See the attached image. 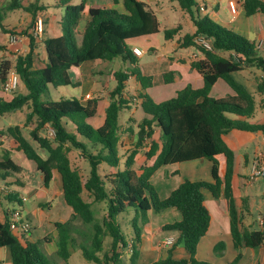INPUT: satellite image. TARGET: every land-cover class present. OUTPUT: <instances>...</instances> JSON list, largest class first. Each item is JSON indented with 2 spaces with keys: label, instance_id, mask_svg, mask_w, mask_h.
Listing matches in <instances>:
<instances>
[{
  "label": "trees",
  "instance_id": "16d2710c",
  "mask_svg": "<svg viewBox=\"0 0 264 264\" xmlns=\"http://www.w3.org/2000/svg\"><path fill=\"white\" fill-rule=\"evenodd\" d=\"M8 1L4 5L0 0V32L10 36L17 31L4 25L7 12L23 9L35 20L49 7L42 3L44 0H33L28 5L24 0ZM173 1L190 16L195 27L193 33L184 34L178 43L179 48L192 49L198 55L192 60L191 68L201 74L204 86L195 89L188 85L169 100L156 102L146 92L153 85V79L143 73L129 45L131 40L161 32L156 12L141 0H113L116 5L122 2L125 12L90 7V21L80 34L76 29L87 2L72 4L71 0H55V6L65 11L61 23L67 30L61 36L44 40V66H37L39 42L32 33L26 53L14 60L0 59V115L26 111L24 124L7 127L0 131V137L10 139L17 151L35 162L45 187L50 186L55 172L60 175L63 200L73 212L70 219L55 223L56 237L46 236L38 241L19 237L11 229L8 216L6 221L0 220V248H9L12 264H53L41 251L42 241L52 240L57 245V256L65 261L74 249L80 248L90 264H137L150 211L161 214L168 209L178 211L181 219L164 224L159 231H178L179 238L167 257L152 264H213L196 258L199 242L208 234L212 220L205 191L216 199L224 197L228 203L231 233L238 251L237 257L228 264L240 263L243 248L256 250L264 245V230L244 226L249 208L245 199L242 208L236 203L233 183L236 156L224 139L235 130L264 131L263 124L250 121L258 106L264 107L257 100V94L264 95V79H255V94L233 76L248 67L264 71V56L255 42L203 15L198 0ZM244 9L248 17L264 14V0H244ZM48 20L43 19L44 26ZM182 30L181 25L167 29L165 40H174ZM199 37L208 40L212 48L207 50L197 44ZM5 48L0 44V51ZM115 60L123 62L124 69L114 72L115 85L109 91V105L101 127L95 128L88 122L97 113L100 97L89 98L86 104L78 98L51 99V86H79L70 76L73 68L88 61ZM12 72L19 77V87L5 98L3 86ZM131 78L141 86L137 94L127 93ZM174 79L175 72L164 74L165 83H173ZM219 80L225 81L234 93L213 97L211 91ZM136 100L147 117L141 123L130 118L129 125L122 128L120 113L131 108ZM49 129L54 130L53 137ZM124 135H138L127 150L122 142ZM73 151L80 153L86 162L88 174L84 175L73 164ZM140 152L146 160L137 165ZM219 156L225 157L223 173ZM200 159L212 163V181L185 180L168 197L163 199L158 195L151 179L159 169ZM22 172V167L5 152L0 160V178L5 180L10 173ZM85 192L92 201L85 200ZM4 200L23 203L19 192L12 189L0 191V202ZM94 204L102 206L101 220L96 217ZM130 216L132 232L126 234L123 225ZM76 220L92 227L90 236L81 234ZM77 234L90 241V246L85 245V240L79 242ZM107 238H110L108 246L105 245ZM180 245L188 258H173V249ZM223 246L220 243L216 248Z\"/></svg>",
  "mask_w": 264,
  "mask_h": 264
},
{
  "label": "crops",
  "instance_id": "0c3cea01",
  "mask_svg": "<svg viewBox=\"0 0 264 264\" xmlns=\"http://www.w3.org/2000/svg\"><path fill=\"white\" fill-rule=\"evenodd\" d=\"M2 1V0H1ZM33 0H24V4L28 5ZM148 4L151 8V1L149 0V3L145 0H141ZM222 1V3L220 2ZM234 1L236 5V11L233 12L230 8V2ZM3 3V1H2ZM42 3H44L42 1ZM72 3V0H71ZM200 6L203 5V12H206L208 9H210V5L208 0H200L199 1ZM211 8L212 13L209 15L212 19H215L219 23H222L224 27L234 30L238 34L246 37L247 39L255 42L259 47V53L264 56V14H257L254 16L248 17L246 15V11L244 9V0H216L211 2ZM90 7H97V8H111L116 9L119 8L121 12H125V8L121 3L114 4L113 0H91V2L87 3L86 10L79 22V25L77 27V33H82L87 25V23L90 21L89 16V8ZM153 9V8H152ZM154 10V9H153ZM48 11V10H47ZM155 11V10H154ZM162 13L164 11L159 10ZM183 11V10H182ZM157 16L158 13L155 11ZM29 14V13H28ZM164 14V13H163ZM62 15L63 13L60 12L59 14L54 13L51 14L50 17L47 16L46 12L40 13L35 20H33L32 16L26 15L27 19L25 23H16L14 20H11V23L9 25H5L9 29H16L17 34L24 35V38L22 41L17 43H11L10 42V35H2L0 37V44H8L9 47V57L3 56V58H8L9 60H14L15 57L19 54H24L28 51L29 45H30V38L29 34H33L32 29L34 27V24L38 18H44L49 19L47 22V26L45 29V32H43L42 37L38 38V48L37 52L39 53L38 59H37V66L43 67L44 61L46 59V54L43 52V49H41V41L44 39V34L49 31V33L52 35L51 37H58L63 35V27L62 25ZM165 16L168 17V15L165 13ZM187 15V14H186ZM185 15V16H186ZM159 17V16H158ZM188 20V15L186 16ZM160 19V18H159ZM190 19V17H189ZM191 20V19H190ZM161 21V20H160ZM192 22V20H191ZM193 24V22H192ZM194 26V25H192ZM195 31V27L193 28ZM190 33V32H188ZM193 33V32H191ZM35 36V35H34ZM154 36V35H153ZM49 37V38H51ZM152 37V36H151ZM149 37V38H151ZM179 37L177 36L174 40H165V45L169 42L171 45L172 51H177L179 49V43H178ZM151 41V40H150ZM134 42V41H132ZM131 47H139L137 43H131ZM140 48V47H139ZM6 50V48H5ZM5 50L0 51V54L6 53ZM192 50V49H191ZM151 53H155L156 49L151 47ZM165 57H162L159 59V62L168 67L176 68L178 72L175 74V79L173 83L167 84L164 80V73L166 71H161L160 73H155V67L150 69V72L144 73L146 76L149 75L152 77L153 82L158 80L159 85L163 88V94L166 95L168 98H173L177 95V92L186 88L188 85L192 86L195 89L202 88L204 86L203 77L201 74H199L196 70L191 68V62L193 60L192 55H194V51H191L190 56L187 57H176L173 58L170 56L169 51L165 52ZM5 55V54H4ZM2 56V55H0ZM1 59V58H0ZM139 59V57H138ZM113 62V61H112ZM111 62H102V61H88L80 65L78 68H73L72 71L76 76V82L79 84L80 88V100L86 104L89 98L93 97H100V100L98 102L97 106V113L93 118L88 119V122L92 124L95 128L101 127L106 118V108L109 105V91L110 87L105 86L101 84V81H99L98 77L96 78L95 75H103L105 68H107L108 64ZM155 65V64H154ZM259 71L256 68L248 67L245 68L242 72L234 73V77L237 81L241 82L246 88L252 92L257 94V84L255 82V77H260L264 79V75L258 73ZM264 72V71H263ZM113 73H109V79H113ZM157 75V79L155 80V76ZM131 80V79H130ZM129 80V81H130ZM74 82V81H73ZM180 83L181 88H177L178 90H172L171 86L173 84ZM129 84V82H128ZM98 85H102L101 90H97L95 92V88L98 87ZM153 88V85L150 87V89ZM141 90L140 84L136 82L135 87V93L137 94L138 91ZM220 91L222 95H230L233 94V90L226 84L225 81L219 80L215 86L213 87L211 91V95L213 96V92ZM5 98H8L11 96V93H3ZM169 98V99H170ZM221 98V97H216ZM257 100L259 102H263L264 104V95H258L257 94ZM135 105L140 106V101H135ZM264 109V107H260ZM20 115L24 114L22 112H19ZM25 115V114H24ZM257 116V112L255 117ZM254 117V118H255ZM253 118V119H254ZM252 120V119H251ZM250 120V121H251ZM261 122L255 123V124H263L264 125V118L260 119ZM14 124H21V122H13L10 123L9 126ZM8 126V127H9ZM264 134V131H258V132H248V131H239L235 130L230 132L229 134L225 135L224 139L225 142L228 144L230 148H232L235 152V175L233 179L234 183V192L236 197V203L239 208L243 207V199L246 200L247 206L249 208V212L246 213L244 218V226L246 228H254V225H258L264 230V181H257V182H250L249 181V174L251 172V165L255 160H259L261 158H264V141L262 140V136ZM158 138V135L156 136ZM2 141L6 140L4 138H1ZM7 141H9L10 148L3 147L0 145V151L3 150L5 152H9L10 155L14 151H17L15 147L12 145L10 139L7 138ZM135 139L129 141L125 140L124 137H122V142L124 145H126L124 150L130 149V145L134 143ZM129 142V143H128ZM1 144V141H0ZM219 162L221 167V173L225 170V157L219 156ZM1 160V159H0ZM146 160V157L144 153L140 152L137 155V165H142ZM154 162V159L150 161V165ZM164 170V179H177L178 184L175 186L177 188L181 183H183L185 180H191V181H212V163L207 159H200L175 165H169L162 167ZM159 169L153 177H155L161 170ZM7 177H10L8 175ZM152 177V179H153ZM59 174L55 172L54 179L51 182L49 187H45L43 185V179L41 177V185L40 186H30L31 192L30 194H33L34 196L41 197L46 199L45 201H42L40 204L39 209L37 210V218L35 219L32 216H29L28 221L32 225V232L30 233L29 237L31 236L33 239V231L37 228L44 229V233L41 236H38L37 239H33L31 241H38L42 240L46 236H52L56 237L58 235L55 223L59 218L52 216L49 212L54 211L56 208L53 206V200L58 199L59 202L57 203L56 207H59L61 205V202L63 200V191H62V185L61 190H59L56 186H54V180H58ZM1 179V178H0ZM151 179V180H152ZM4 183L0 184V191H4L3 189L6 187L11 190V186L7 184L5 180L2 179ZM32 184V182H30ZM26 184H28V181H26ZM173 188V190L175 189ZM7 189V190H8ZM172 190V191H173ZM164 199V198H163ZM205 202L211 212L212 220L210 224L209 232L206 236H204L201 241L199 242L196 258L199 261H205L213 264H228L231 261H233L237 255L238 251L236 250L233 242V237L231 233V219L228 209V203L224 197H221L219 199H216L213 197V195L205 191ZM51 203V205H50ZM259 203V204H258ZM48 204V206H45ZM12 211L11 209L4 207L2 202H0V220L2 222L6 221V216L11 220V217L9 215V212ZM167 212H170L172 215H175V220L167 223H173L175 221H178L181 219V215H177L176 210L174 209H168ZM165 211V212H166ZM48 212V214H46ZM72 213L68 214V217H71ZM162 214V213H161ZM160 216V214L155 213V211L151 210L149 213L150 222L144 227V232L142 236V244L140 247V256L138 259L137 264H142L141 258L144 254V246H147L148 248V256L143 257L147 258V262L145 264H152L154 261H156L159 258H165L168 255V251L171 249L172 244L177 241L179 238V232L178 231H172L170 236L166 238H163V236L159 233V228L163 226L165 223H159L155 221V216ZM37 224H36V223ZM171 243V244H170ZM223 243L224 246L220 248H216L218 244ZM47 245L46 251H51V253L57 251V245L55 240L45 242ZM50 246V248H49ZM173 258L175 259H186L189 257L187 251L183 246H176L173 249ZM65 261V260H64ZM67 262V261H65ZM0 264H12L11 259V253L8 247L0 248ZM68 264V263H66ZM239 264H264V245L261 246L259 249L253 250L250 248H243V258L240 261Z\"/></svg>",
  "mask_w": 264,
  "mask_h": 264
},
{
  "label": "rangeland",
  "instance_id": "374dc122",
  "mask_svg": "<svg viewBox=\"0 0 264 264\" xmlns=\"http://www.w3.org/2000/svg\"><path fill=\"white\" fill-rule=\"evenodd\" d=\"M4 5H6L9 1L8 0H2ZM82 0H72V4H79ZM87 3L91 2V0H85ZM102 1V0H101ZM149 3V0H145ZM200 1V0H198ZM216 1V0H208L209 5H210V9H208L206 12H202L203 15H211L212 13V8H211V2ZM48 7V11H46V14L48 17H50L51 14L57 13L59 14L60 12H62L64 14V9H62L60 6H55V0H44L43 1ZM222 3V1H220ZM151 6H153L152 8L157 11L158 16L161 20V32L159 34H156L154 36H152L151 38L149 37H140L134 40H131L129 42V45L131 43H137L139 45V47L145 52V54L141 57H139L138 59V63L140 65V68L142 69L143 73H148L150 72L151 68H154L156 71L155 73H160L161 71H166V73L168 72H175L177 69L176 68H171L169 69L168 67L162 65L159 62V59L162 57H165V52L169 51V54L171 57L176 58V57H187L190 56L191 54V49L189 48H179L177 49V51H172L171 50V45L168 42L166 45V41H165V37H164V32L167 29H171V28H175L178 25H181L183 27V30L177 35L179 38L182 37L184 34L188 33V32H194V26H192V22H191V18L189 19V15L182 11L180 9V7L178 6V3L176 1L173 0H153L151 1ZM116 10L118 12H121V10L119 8H116ZM164 11L163 13L167 14V16H165L161 11ZM188 15V20L186 18V16ZM26 15H29L28 12L24 11L23 9H18V10H14V11H9L7 12V14L5 15V20H4V25H9L11 23V20H14L16 23H18L20 21V23H25L26 21ZM186 15V16H185ZM214 21H216L215 19H213ZM217 23H219L218 21H216ZM220 25H223L222 23H219ZM63 27V34L66 32V25L64 23H62L61 25ZM44 29H46V27L44 26ZM3 34L0 32V37ZM52 35L49 33V31H47L44 34V39L43 41H41V49H43V52H45V48H44V40H46L47 38L51 37ZM176 36V37H177ZM175 37V38H176ZM10 38V37H9ZM151 40V41H150ZM134 41V42H132ZM6 46V53H1L0 58H3V56L9 57L8 54V44H4ZM153 46V48L156 49L155 53H151V47ZM5 54V55H4ZM155 64V65H154ZM124 69L123 66V62H121L120 60H115L111 63L108 64L107 68H105V70L103 71L104 74L102 75H95V77L97 76L99 81H101V84L105 85V86H109L111 89L114 87L115 85V80L113 79H109L108 74L112 73L113 71H117V70H122ZM74 71H70V76L72 78V80L74 82H76V76L73 73ZM178 72V71H176ZM175 72V74H176ZM258 73L263 74V71H259ZM165 74V73H164ZM114 76V73H113ZM149 76V75H147ZM96 77V78H97ZM258 77H255V79ZM157 79V75L155 76V80ZM102 85H98L97 88H95V92L97 90H101ZM135 87H136V81L131 78V80L129 81L128 87H127V93L129 94H134L135 93ZM179 88H181V84L180 83H176L173 84L171 86L172 90H178ZM50 91H51V99L56 101V100H60L61 98H78L80 99V88L79 86H61L58 88H54L53 86L50 87ZM146 92L156 101V102H163L166 100H169V98L163 94V88L159 85L158 80L157 82L154 81L153 82V88L150 89L148 88L146 90ZM223 94V93H222ZM220 93V91L213 92V97H224L225 95H222ZM24 114L20 115L19 112H14L11 114H5V115H0V131H5L7 129V127L10 125V123L13 122H21L22 124H24L25 120H26V111L22 112ZM147 117V115L145 114V112L143 111V109L141 108V106H137V105H132L131 108H125L123 109V111L120 113V118H119V125L122 128H125L127 125H129V120L130 118H133L134 120H136L138 123H141L145 118ZM264 118V109L260 108L258 106L257 108V116L252 119V122L255 123H259L261 122L260 119ZM91 124V123H90ZM92 125V124H91ZM135 131L137 132L138 129H135ZM125 138V140H133L137 139L138 135H124L123 136ZM1 138H4L6 140L2 141ZM0 141L1 144L0 145H4L3 147H7L10 148V143L9 141H7L6 137H0ZM134 141V142H135ZM129 143V142H128ZM4 151L1 150L0 151V159L3 157ZM11 158L22 167L23 172L22 173H10V177H6L5 181L7 182V184H9L11 186V189L14 191L19 192L21 198L23 199V203L19 204L18 202H8V201H2V204L4 207H7L11 210L14 211H18L21 213L22 217L24 220L28 221L29 216H32L35 218H37V210L40 207V204L42 201H45L46 199L41 198V197H37L34 196L33 194H30L31 192V188L34 186H40L41 185V174L38 172L37 170V166L35 164V162H33L32 160H29L28 158H26V156L23 154V152L21 151H14L11 155ZM71 158L73 161V164L80 168L83 172L84 175L88 174V168H87V164L86 162L80 157V153L73 151L71 154ZM164 175V170L162 168V170L155 176L153 177V179L151 180L152 184L154 185V187L156 188V191L158 193V195L161 198H166L170 195V193L172 192L173 188H175V186H177V179H164L163 178ZM26 181H28V184H26ZM32 182V184L30 183ZM4 183V181H2V179H0V184ZM32 186V187H30ZM54 186H56L59 190H61V178L59 175L58 180H54ZM8 189V188H7ZM176 189V188H175ZM84 198L86 201H92V199L90 198L89 194L87 192H85L84 194ZM53 206H55V210L52 212H49L52 216L58 217V220H68L71 217H68L69 213H73L72 209L67 206L64 202V200H62L61 205L59 207L57 206V203L59 202L58 199H54L52 201ZM259 204V203H258ZM51 205V203H50ZM93 208L96 211V217L97 219L101 220L102 216H103V211L102 206L99 204H94ZM48 214V212L46 213ZM72 215V214H71ZM177 215H181L179 212H177ZM35 218V219H36ZM175 218V215H172L170 212H163L162 214H160V216H155V221L159 222V223H167V222H171ZM130 219H132V216L128 217L126 219L127 223H125V225H123V230L124 233L129 234L130 232H132V226L130 223ZM36 223V222H35ZM37 224V223H36ZM75 224L77 226V228L80 230L81 234H85L87 236H90V234L92 233V227L90 225H86L84 224L82 221L80 220H76ZM256 229H261L262 228L258 225H254L253 226ZM44 233V229L42 230L41 228H37L33 231V239H37L38 236H41ZM163 238H168V236H170V234L172 233V231H160L159 232ZM81 234H77V238L78 241L80 242L81 240H85V245L86 246H90V241H87L85 238H83V236ZM30 234L25 235L24 238L28 239V240H33L31 239L32 237L30 236ZM166 238L164 240H166ZM110 243V238H107L105 241V245L108 246V244ZM50 248V246H49ZM46 250H50L47 249V245L45 244V242L42 241L41 243V251L48 257V259L51 261V263L53 264H90L82 255V252L80 250V248L74 249L72 251V255L69 258V260L67 262H65L64 260L60 259L59 256H57V254L55 252L51 253V251H46ZM144 250V254L141 258L142 264H145L147 262V256H148V248L147 246H144L143 248ZM144 261H143V257L145 256ZM128 259V258H126ZM141 264V262H140Z\"/></svg>",
  "mask_w": 264,
  "mask_h": 264
},
{
  "label": "built area",
  "instance_id": "2783aa9c",
  "mask_svg": "<svg viewBox=\"0 0 264 264\" xmlns=\"http://www.w3.org/2000/svg\"><path fill=\"white\" fill-rule=\"evenodd\" d=\"M230 8L233 12L236 11V5L235 2H230ZM201 9L203 10V5L201 6ZM33 34L40 38L43 35L44 32V23L42 18H38L34 24V27L32 29ZM24 38V35L21 34H14L10 36V42L11 43H17L22 41ZM196 43L202 46L203 48L210 50L211 44L208 40H206L204 37H199L196 39ZM133 53L137 57H141L145 54V52L139 48V47H133ZM198 55L195 53L192 55L193 60L197 59ZM19 87V77L16 73L12 72L7 81L5 82L3 89L5 93H13L16 91ZM49 135L53 137L55 135V132L53 129H49L48 131ZM262 140L264 141V134L262 136ZM249 181L254 183L257 181H261L264 179V158H261L259 160H255L251 165V172L249 174ZM4 191H7V188L5 187L3 189ZM10 224L11 229L19 236H25L32 232V225L29 223V221L24 220L21 213L18 211H10ZM171 244V243H170Z\"/></svg>",
  "mask_w": 264,
  "mask_h": 264
}]
</instances>
